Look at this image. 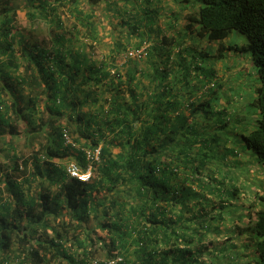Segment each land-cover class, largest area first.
Returning a JSON list of instances; mask_svg holds the SVG:
<instances>
[{"label":"trees","instance_id":"trees-1","mask_svg":"<svg viewBox=\"0 0 264 264\" xmlns=\"http://www.w3.org/2000/svg\"><path fill=\"white\" fill-rule=\"evenodd\" d=\"M22 1L0 0V139L9 136L0 151L14 148V136L29 141L47 134L45 126L53 130L44 151L0 170V264H89L88 248L96 242L106 247L113 264H197L202 250L191 248L189 233L209 229L204 209L210 198L191 184L209 186L223 199L236 186L213 176L220 172L218 162L246 150L264 167V0H191L197 5L186 16L187 29L196 25L198 38L219 47L182 49L183 41L156 36L140 52L146 67L128 61L136 68L128 69L125 84L120 71L93 58L91 42L80 41L82 34L93 43L100 39L92 10L100 0ZM146 5L132 23L122 20L130 37L142 26L137 49L142 40H152L151 31L163 30ZM20 6L31 26H45L40 39H32L30 29H18ZM64 18L72 20L67 28ZM232 29L246 42L223 44ZM114 43L117 50L126 48ZM174 47L190 53L176 69L172 61L181 53L173 55ZM236 53L249 55L257 82L245 106L228 109L220 100L226 99L221 82L229 70L226 56ZM216 62L220 72L225 69L222 75ZM136 76L147 78L151 88ZM18 122L25 124L23 130ZM65 132L83 144L73 147ZM85 148H99L98 159L89 160ZM63 156H73L82 172L90 163L89 177L70 176L66 167L51 162ZM191 200L200 205L198 211H192ZM251 205L245 236L253 255L245 264H264V206ZM68 241L81 256L68 250Z\"/></svg>","mask_w":264,"mask_h":264},{"label":"rangeland","instance_id":"rangeland-1","mask_svg":"<svg viewBox=\"0 0 264 264\" xmlns=\"http://www.w3.org/2000/svg\"><path fill=\"white\" fill-rule=\"evenodd\" d=\"M15 2H18L21 5L23 1L15 0ZM145 5L148 6L146 7L147 9L156 12V23L157 25H160L163 30L158 33L156 29L151 31V35L153 37L152 40H142L145 41V43H143L140 48L138 47L137 49L134 45L136 44L137 40L139 41L140 39L139 37H136V35L139 33V31H141L142 26H137L138 31H134L130 37L128 35L130 29L126 28L127 23L123 24V21L125 20L132 23V19L142 16L143 6ZM196 5L197 3L193 5L191 0H100L94 5L92 9L94 12L93 18L98 25L97 27L100 39L95 40L96 42L93 43L94 40H87L83 38L82 34L80 41H85L87 43L91 42L92 45L90 50L93 53V58L97 59V61L103 60L104 63L112 67L113 70L120 71V73L123 75L122 83L125 84L128 69L130 67L136 68L132 62L137 63L141 67L147 66L146 59L141 56V54L144 52L145 46L148 44L151 45L152 41L157 38L156 36L159 38L162 35L169 37L171 36L172 39L176 38L177 41H183V44L180 45L182 46V49L187 48L189 45H193L197 48V50L209 51L210 49L211 52H214L217 49V46L219 47L218 42L208 41L205 37L198 38L195 33L197 28L196 25L193 24L190 29H187L186 16L189 12L194 10V6L196 7ZM59 10H61L60 13L62 16H66L67 10L65 6H60ZM67 18H64V28L69 27V24L72 21ZM17 26L19 27L18 29L20 31L22 30L24 32H26V29H30L31 32L29 33L33 35L32 39H40L45 33V26L42 23L36 22L34 26L30 25L24 9H21V6L18 13ZM57 31L60 30L58 29ZM178 32L182 33L178 34ZM114 41H121L122 44L126 46V48H119V50H117ZM245 42V35L236 29H232L222 40V43L226 45H241ZM178 49H180L181 57L176 55L174 58L175 62L172 61V64L176 66L174 69L179 68L178 64L181 65L182 62L184 63V61L190 57V53L183 51L181 48ZM178 49L177 47L173 48V55L177 54ZM140 52L142 53L140 54ZM2 57L3 56L0 55V59ZM240 57L241 56L238 55H235V57L231 56L230 58H227L229 59L228 62H223L225 66L227 65L229 67V70L226 73H223L225 72V69H222L223 71L221 72L219 70V63L222 67L221 61H217L219 63L216 62L217 64H215V68L217 71H219V74L222 75L223 73V78L225 79V82L221 83L226 87V99L223 100L222 98L220 100L226 104L225 106H227L228 109L245 106L246 100L244 99V94L247 90L245 85L247 83L256 81L254 74L245 76V70H235L232 68V66H229L234 62H238V60L241 59ZM129 60H132V62H128ZM240 66L241 65H239V68ZM137 78L141 79V83L144 84L145 87L151 88L147 78L136 76L135 79ZM135 79L132 81L133 83H135ZM122 88H124L125 96H127L126 86L123 85ZM138 89L140 90L141 88L139 87ZM247 92L249 94L251 90L249 89ZM106 95H108V93L105 91L103 96ZM219 103L222 105L221 102ZM247 108L249 111L254 110V107H250L248 105ZM225 112L228 113V110ZM45 116L46 115H44V117L42 116V118L44 119ZM58 124H60L61 128H67L63 121L58 122ZM17 126L21 130L25 128V124L22 122H18ZM44 128H46L48 132L47 134L43 131V134H39L29 141H24L21 136H14L11 138L10 141L13 143L14 148H6L3 151H0V164H2L0 166V170L2 167H4V171H9L11 164L14 162L20 164L23 157L31 158L32 153L36 152L38 149L44 151V144L47 141L49 136L48 134H50V137L52 136L51 133L53 126H45ZM71 135L73 138L75 137L73 133H71ZM67 136L69 140H71L68 134ZM8 138V135L1 136L0 144L7 141ZM27 142L29 143L27 144ZM78 144L82 145L83 139H81V141H77L73 147H78ZM57 146H59V144ZM62 147H65V144L60 146V148ZM111 148L112 152H116L114 147ZM219 150L222 151L221 147L217 151ZM69 151L73 152L76 150L69 149ZM85 151L89 160L93 158V156H98L97 148H95L93 152L87 148H85ZM40 153L41 152H38V154ZM52 160L51 162L53 164L56 162V164L61 167H67L71 162L76 163L73 156H66L64 158L54 157ZM44 163L45 161L40 162V164L45 165ZM6 164H9V166ZM90 168L91 164L89 163L86 167V170L83 172H90ZM217 168L220 172L217 173L216 176L215 174L213 176L217 179L222 178L223 184H225V186L226 184L231 186L235 185L236 189H233V193L231 194L225 193L224 198L222 199L216 195L215 192L210 191L209 186H200L197 183L196 185L194 183L191 184L193 185V189L195 191L206 194L207 197L210 198V202L205 205L204 209V214L206 215L208 224L210 226L208 225L209 229L207 231H203L205 229L195 227L199 232H201V235H198V233L195 231L189 233L190 230H186L187 233L192 234V243L190 246L192 249L201 248L202 250V252L198 254L199 262L197 264H235V262L236 264H245L247 261L251 260L253 255L251 253V247L246 245L247 237L245 236V233H247V231H245V229L249 223L247 213L249 207L252 206L251 202L253 201L256 202L255 207L259 208L264 206V202L261 199L264 197V167L256 162L255 158L252 157L250 153H247L246 150H243L242 152L236 153L234 155H227L222 162H218ZM18 174H20V172H15L14 176H18ZM208 179L209 177L204 175L203 182L207 181ZM36 180L33 186H35L37 183ZM215 181L216 180L214 178L212 182L213 185H215ZM43 182L47 183L46 180ZM52 188H54V186ZM190 206L192 207V211L196 212L198 211L200 205L195 204V202H192L191 200ZM178 208V206L173 207V212L177 211ZM187 216H190V213H188ZM90 222H94V220L91 219V217H88V223ZM79 232L82 236V230ZM179 243H181L180 246H186L182 244V242ZM66 246H68L69 251L78 252V256H81V249L77 248L74 243H70L68 241L66 242ZM88 249L91 251L89 253V264H100L106 261H108L110 264H113V261H109L108 259L109 256L106 252V247L103 248L98 242H96L95 247L92 246ZM55 264H67V262L65 260H59L58 262H55Z\"/></svg>","mask_w":264,"mask_h":264},{"label":"crops","instance_id":"crops-1","mask_svg":"<svg viewBox=\"0 0 264 264\" xmlns=\"http://www.w3.org/2000/svg\"><path fill=\"white\" fill-rule=\"evenodd\" d=\"M241 56L240 58L241 59H239L238 60V62H234V63H232V61H231V63H232V65L230 64L229 66L231 67L232 66V68H234L235 70H239V69H241V70H245V76H249V75H251V74H254L255 75V77H256V81L255 82H257V69H256V67L254 66V64L252 63V61H251V59H250V57H249V55L246 53L245 55H242V54H240V53H236V56ZM231 56H233V57H235V55H232V54H229V55H227L226 57L227 58H230ZM228 61H229V59H228ZM239 65H241L240 66V68H239ZM247 66H248V68H247ZM245 68H247V69H245ZM254 85V82H252V83H247L245 86L247 87V90L245 91V94H244V99L245 100H247V96L249 95L248 94V92L247 91H249V89L250 90H252V86Z\"/></svg>","mask_w":264,"mask_h":264},{"label":"built area","instance_id":"built-area-1","mask_svg":"<svg viewBox=\"0 0 264 264\" xmlns=\"http://www.w3.org/2000/svg\"><path fill=\"white\" fill-rule=\"evenodd\" d=\"M64 137H65V141L68 143H71V145H75V143H73L71 140H69L67 133H64ZM99 152V148H97V154ZM95 158H97V156H94ZM67 172L70 176L73 177H78L80 179H86L89 177V172H82L79 168V166L77 165V163L75 162H71L67 167Z\"/></svg>","mask_w":264,"mask_h":264}]
</instances>
